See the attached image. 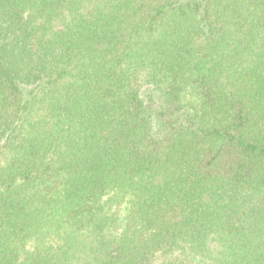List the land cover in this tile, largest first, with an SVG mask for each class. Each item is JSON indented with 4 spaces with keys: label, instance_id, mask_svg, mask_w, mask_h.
I'll list each match as a JSON object with an SVG mask.
<instances>
[{
    "label": "trees",
    "instance_id": "obj_1",
    "mask_svg": "<svg viewBox=\"0 0 264 264\" xmlns=\"http://www.w3.org/2000/svg\"><path fill=\"white\" fill-rule=\"evenodd\" d=\"M0 264H264V0H0Z\"/></svg>",
    "mask_w": 264,
    "mask_h": 264
}]
</instances>
